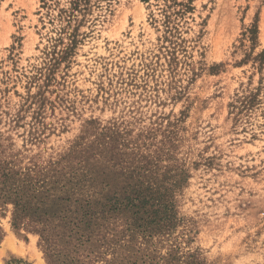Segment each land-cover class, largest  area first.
Masks as SVG:
<instances>
[{
	"label": "rangeland",
	"instance_id": "obj_1",
	"mask_svg": "<svg viewBox=\"0 0 264 264\" xmlns=\"http://www.w3.org/2000/svg\"><path fill=\"white\" fill-rule=\"evenodd\" d=\"M50 165L166 190L162 254L264 264V0H0V167ZM12 210L0 264H48Z\"/></svg>",
	"mask_w": 264,
	"mask_h": 264
},
{
	"label": "trees",
	"instance_id": "obj_2",
	"mask_svg": "<svg viewBox=\"0 0 264 264\" xmlns=\"http://www.w3.org/2000/svg\"><path fill=\"white\" fill-rule=\"evenodd\" d=\"M31 171L0 167V191L13 206L12 227L38 236L48 264H204L175 243L164 254L155 250L176 226L166 190L137 184L90 193L74 172Z\"/></svg>",
	"mask_w": 264,
	"mask_h": 264
}]
</instances>
